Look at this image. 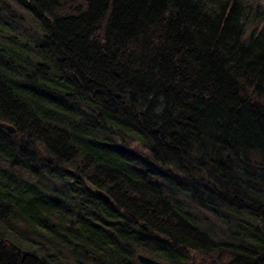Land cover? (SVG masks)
Returning a JSON list of instances; mask_svg holds the SVG:
<instances>
[{
    "label": "trees",
    "instance_id": "trees-1",
    "mask_svg": "<svg viewBox=\"0 0 264 264\" xmlns=\"http://www.w3.org/2000/svg\"><path fill=\"white\" fill-rule=\"evenodd\" d=\"M0 239L264 264V0H0Z\"/></svg>",
    "mask_w": 264,
    "mask_h": 264
},
{
    "label": "water",
    "instance_id": "water-1",
    "mask_svg": "<svg viewBox=\"0 0 264 264\" xmlns=\"http://www.w3.org/2000/svg\"><path fill=\"white\" fill-rule=\"evenodd\" d=\"M8 130L10 132H12L13 128L8 126ZM3 242L4 241L2 239H0V244H2ZM17 251L21 252L19 248H17ZM21 254H22L23 257L26 256V252H21ZM137 261H138L139 264H165V263H163L161 261L154 260V259H152L150 257H147L145 255H142V254H138L137 255Z\"/></svg>",
    "mask_w": 264,
    "mask_h": 264
},
{
    "label": "rangeland",
    "instance_id": "rangeland-1",
    "mask_svg": "<svg viewBox=\"0 0 264 264\" xmlns=\"http://www.w3.org/2000/svg\"><path fill=\"white\" fill-rule=\"evenodd\" d=\"M259 1H261V0H259Z\"/></svg>",
    "mask_w": 264,
    "mask_h": 264
}]
</instances>
